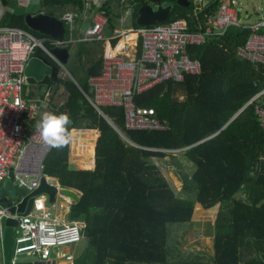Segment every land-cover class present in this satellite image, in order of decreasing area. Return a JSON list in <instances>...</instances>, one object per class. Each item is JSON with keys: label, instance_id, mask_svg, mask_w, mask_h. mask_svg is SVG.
Segmentation results:
<instances>
[{"label": "trees", "instance_id": "trees-1", "mask_svg": "<svg viewBox=\"0 0 264 264\" xmlns=\"http://www.w3.org/2000/svg\"><path fill=\"white\" fill-rule=\"evenodd\" d=\"M115 1L106 0L99 8L91 5L109 18L108 33L115 28ZM129 1L133 4L132 26L137 27V9L145 2ZM187 1V7L172 4L164 24L181 19L188 31L197 32L191 0ZM42 4L54 16L55 8H82L83 0H45ZM218 5V0L209 2L198 13V20L202 22L204 14ZM0 26L40 35L27 28L24 14L5 11ZM248 35L246 30L229 27L223 37L188 47V57L201 63L200 75H186L180 83L168 81L135 94L134 106L153 109L156 118L167 123V130L126 132L122 108H102L132 145L123 142L80 93L86 90V78L100 73L101 59L85 69L84 80L76 86L59 78V69L40 54L57 69L55 83L66 94L52 112L69 115L70 131L100 133L93 148L92 170L70 167L68 145L50 148L43 164L44 176L56 179L60 187L81 192L67 213L69 220L85 223V247L74 264H176L167 261V225L188 222L197 204L204 209L218 205L214 256L212 262L184 264H264V131L253 105L243 107L264 87V67L237 56L236 50ZM152 149H185L176 156L192 164L193 170H176L182 183L180 193L171 188L152 159L169 156L180 169L179 162L172 154ZM251 248L254 255L244 259L242 250Z\"/></svg>", "mask_w": 264, "mask_h": 264}, {"label": "built area", "instance_id": "built-area-1", "mask_svg": "<svg viewBox=\"0 0 264 264\" xmlns=\"http://www.w3.org/2000/svg\"><path fill=\"white\" fill-rule=\"evenodd\" d=\"M105 1L83 0L82 8H67L58 12L57 16L54 14L65 29L61 39L49 35L37 36L17 27H0V185L7 179L10 170L13 183L28 191L37 188L42 177H47L43 175V164L50 147L43 141L36 125L43 111L49 109L47 99L50 93L41 94L39 90L30 88L25 75L28 62L36 57L37 52L60 69L64 68L63 64L52 53L53 49L100 43V73L88 76L86 90H80V93L101 116H105L102 108L121 107L126 132L168 129L166 122L156 118L153 109L135 107L133 97L160 83H180L186 75H200L201 63L188 57L187 48L202 46L212 38L223 37L229 27L249 32L245 44L236 50L237 56L264 67V6L261 21L253 26L239 22L236 0L219 1L216 9L204 14L200 22L198 13L208 3L195 0L198 5L191 4L197 32L188 31L186 21L180 19L149 27H115L108 33L109 18L96 9ZM116 1L125 14H129L133 4L129 0ZM91 5L96 8H91ZM248 105H253L258 126L264 131V87L253 94L243 107ZM115 130L123 142L132 145L125 133ZM184 150L153 151L176 156ZM58 198L64 204H57ZM69 205L67 198L57 194L50 209L45 196L37 195L33 197L27 215L12 216L18 225L13 230L11 264L29 257L35 258L34 264H74L71 249L75 250L84 239L85 223L67 218ZM5 212V209H0V215ZM63 248L68 250L64 252Z\"/></svg>", "mask_w": 264, "mask_h": 264}, {"label": "rangeland", "instance_id": "rangeland-1", "mask_svg": "<svg viewBox=\"0 0 264 264\" xmlns=\"http://www.w3.org/2000/svg\"><path fill=\"white\" fill-rule=\"evenodd\" d=\"M9 5L14 8V10L19 12H38L43 9L45 11L48 10L42 3V0H8ZM215 0H203L204 4L212 2ZM224 1V0H218ZM193 5L197 4V1L192 0ZM237 2V10H238V18L239 22L243 25L253 26L258 24L261 21L262 11L264 6V0H236ZM160 4L162 6L170 5V2L167 0H160ZM198 5V4H197ZM1 8V6H0ZM113 22L114 26L117 28L124 27L127 28L132 25V20L130 14L125 16V12L122 13L121 9H117L116 6H113ZM61 8H55L54 14L57 16L58 12L62 11ZM121 16L125 17V20L121 24L119 18ZM116 17V18H115ZM96 45L95 48L99 50L100 43H93ZM74 47L69 46L68 48V59L65 64H63L64 68L59 69V75L63 80L70 81L72 83L78 82L81 83L85 74V66L87 64V60L84 62L81 61L80 56H73L71 49ZM99 52V51H98ZM99 58V57H98ZM30 88L35 90L40 89L41 94L48 92V88L46 86H38L36 85H28ZM39 98L42 95H37ZM66 94L62 88H60L56 93L51 94L50 98V111L45 110V112H52V107L59 106L65 100ZM44 112V113H45ZM98 134L92 132H84L77 134V142L76 152L74 147L72 148V152L77 153V155H72L74 161L69 164L74 166L76 169L85 170L89 166V162L92 160V157L88 153V149L90 146L93 147L92 143H95ZM95 148V147H93ZM80 157V165H77L76 159ZM175 159L180 164V169L175 167L172 163V160L169 156L165 157H154L152 160L158 165L162 175L166 178L167 182L171 186V188L176 192L180 193L182 188V183L178 181V177H176V170L182 171L186 173L189 169L193 170L192 164L186 161L181 156H175ZM175 160V161H176ZM239 197V195H237ZM56 203L64 204V201L60 198L56 200ZM48 207H51L48 204ZM217 207L211 209H193L192 215L188 222L184 223H173L167 225V261L170 263L176 264H184V263H192V262H212L214 256L213 250V237H214V225L215 218L217 214ZM52 209V207L50 208ZM1 244V241H0ZM85 247V240L83 239L77 246L75 250H72L74 258L80 257L83 253V249ZM64 252L68 250V248H63ZM254 255V249H243L242 256L244 259H247ZM0 264L2 263V254L0 251Z\"/></svg>", "mask_w": 264, "mask_h": 264}, {"label": "water", "instance_id": "water-1", "mask_svg": "<svg viewBox=\"0 0 264 264\" xmlns=\"http://www.w3.org/2000/svg\"><path fill=\"white\" fill-rule=\"evenodd\" d=\"M150 3L141 5L137 9L135 24L139 27H149L155 24H162L169 20V12L172 4L187 7V0H167L170 5L162 6L160 0H150ZM5 3V0H3ZM45 2V0H43ZM24 23L28 29L41 35H49L52 38L61 39L64 34L63 23L55 16H51L46 12H38L35 14L24 13ZM52 53L61 61L66 63L68 50L66 48L53 49ZM56 68H54L45 59L33 57L28 62L25 69L27 82L30 85L46 86L52 94L57 90L58 84L55 83L57 77ZM102 118L109 123L106 116ZM110 124V123H109ZM111 125V124H110ZM112 126V125H111ZM12 170L9 171L7 179L0 186V209L6 212L0 215V237H1V254L2 263L11 264L14 240L13 230L17 227L18 221L13 220L12 216L27 215L32 207L33 197L37 195L45 196V202L51 204L55 196L58 194L63 198H67L70 204H74L79 199L81 192L71 187H60L56 179L51 177H42L37 188L28 191L26 188L18 187L13 183ZM18 263H35V258H20Z\"/></svg>", "mask_w": 264, "mask_h": 264}, {"label": "crops", "instance_id": "crops-1", "mask_svg": "<svg viewBox=\"0 0 264 264\" xmlns=\"http://www.w3.org/2000/svg\"><path fill=\"white\" fill-rule=\"evenodd\" d=\"M191 3H192V0H191ZM0 6H1V8H0V19H1V16H3V14L5 13V11H10V12H13V13H15V14H24V13H26V12H19V11H16V10H14V8L13 7H11L10 5H9V1L8 0H5V3L3 2V0H0ZM113 6H116V8L117 9H121V11H122V13L124 12V9L123 8H120L119 7V5L117 4V1H115L114 3H113ZM75 7H77V6H75ZM69 8H73V7H69ZM63 10H65V9H67V8H62ZM40 11V10H39ZM38 11V12H39ZM41 11H44L45 12V10L43 9V7L41 8ZM113 11H114V9H113ZM132 11V10H131ZM131 11L129 12V14H130V17H131ZM38 12H30V13H32V14H35V13H38ZM125 16H127V14H125ZM116 18V17H115ZM125 20V17L124 16H121V18H119V21H120V23L122 24L123 23V21ZM114 21V20H113ZM113 24H114V22H113ZM132 26V25H131ZM0 27H5V26H0ZM124 28V27H123ZM37 33V32H36ZM39 34V33H38ZM95 46L96 45H93V43H91V44H78V45H73V46H71V47H74L73 49H71V52H72V54H73V56H77L78 55V51H80V53H79V55L78 56H80V58H81V61H85V60H87L88 62H87V64H86V66H85V69L93 62V61H96L97 59H101V53H102V46L101 45H98L99 46V50L98 49H96L95 48ZM69 48V47H68ZM68 48H67V50H68ZM99 51V52H98ZM41 52H37L36 53V57L37 58H40V59H43L42 57H41ZM67 55H68V53H67ZM99 57V58H98ZM67 59H68V56H67ZM67 61V60H66ZM59 74V73H58ZM58 77L59 78H62V77H60V75H58ZM83 80H84V78H83ZM74 84L76 85V82H74ZM77 86V85H76ZM48 88V87H47ZM61 87H59L58 86V88H57V90L56 91H58L59 89H60ZM37 90H39L40 91V89H37ZM56 91L54 92V94L56 93ZM48 92H49V90H48ZM50 93V96H51V92H49ZM48 101H47V103L49 104V109H48V111H50V109H51V103H50V98H48L47 99ZM44 112L45 111H43V113H42V115L44 114ZM42 115H41V117H42ZM107 119V118H106ZM108 120V119H107ZM40 121V120H39ZM109 121V120H108ZM109 123L112 125V127L114 128V130H115V127L113 126V124L109 121ZM108 123V124H109ZM38 124V123H37ZM109 124V125H110ZM116 131V130H115ZM84 132H92V133H97L99 136H100V133L98 132V131H92V130H71V133H72V136H74V138H72L71 139V142L68 144V157H67V162H68V164L70 163V161H71V163L74 161V159H73V157H72V155H77V153H74V152H72V148L74 147V150H75V152H76V146L78 145V142H77V134L78 133H84ZM99 136H97V138H99ZM74 140H75V142H74ZM95 141H97V140H95ZM93 144V147H95V144H96V142L95 143H92ZM89 150V149H88ZM88 153H89V151H88ZM91 157H92V160L89 162V166H91V167H87V169H85V170H92L93 169V166H95V163H93V155H90ZM79 159H76V163H77V165H80V157H78ZM70 165V167H72V168H74V169H76L74 166H72L71 164H69ZM5 181V180H4ZM3 181V182H4ZM3 184V183H2ZM2 184L0 185V186H2ZM241 197H243L242 195H239V197H237V198H241ZM218 206V205H217ZM195 207H197V209L198 208H200V209H202V206L200 205V204H197V205H195ZM194 207V208H195ZM217 211H218V207H217Z\"/></svg>", "mask_w": 264, "mask_h": 264}, {"label": "clouds", "instance_id": "clouds-1", "mask_svg": "<svg viewBox=\"0 0 264 264\" xmlns=\"http://www.w3.org/2000/svg\"><path fill=\"white\" fill-rule=\"evenodd\" d=\"M70 124L67 113L45 112L36 125V130L50 148L59 149L71 142L72 133L68 127Z\"/></svg>", "mask_w": 264, "mask_h": 264}, {"label": "bare ground", "instance_id": "bare-ground-1", "mask_svg": "<svg viewBox=\"0 0 264 264\" xmlns=\"http://www.w3.org/2000/svg\"><path fill=\"white\" fill-rule=\"evenodd\" d=\"M88 151H89V155H93V147L92 146H90Z\"/></svg>", "mask_w": 264, "mask_h": 264}]
</instances>
